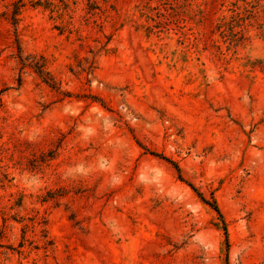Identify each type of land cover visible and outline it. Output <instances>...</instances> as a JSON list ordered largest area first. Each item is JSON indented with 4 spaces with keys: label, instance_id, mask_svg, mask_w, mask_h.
<instances>
[{
    "label": "rangeland",
    "instance_id": "1",
    "mask_svg": "<svg viewBox=\"0 0 264 264\" xmlns=\"http://www.w3.org/2000/svg\"><path fill=\"white\" fill-rule=\"evenodd\" d=\"M17 1L0 0V264H264V0H23L14 23ZM150 151L216 199L228 245Z\"/></svg>",
    "mask_w": 264,
    "mask_h": 264
},
{
    "label": "trees",
    "instance_id": "2",
    "mask_svg": "<svg viewBox=\"0 0 264 264\" xmlns=\"http://www.w3.org/2000/svg\"><path fill=\"white\" fill-rule=\"evenodd\" d=\"M34 5H41L44 7H51L53 4L52 2H50V0H46L45 2H43V0H32ZM24 2L23 0H18L15 3V8L13 11V15H14V20L13 22L16 23L17 22V18L16 16L20 13L21 8L23 7ZM18 51L21 53V47L18 44ZM20 62L22 67H31L33 69V71L46 83L48 84L50 87L52 88H58L56 81L53 79L52 75L50 74L49 70L46 67V59L43 56H40V58H37L36 55L30 54L26 57H24L23 55H20ZM2 93V90H0V95ZM66 95H69V92H65ZM94 99H98L99 101H102L101 98L94 96ZM150 154L157 156L161 159H164L165 161H167L168 163H170L171 165H173V167L177 170L179 177L181 180L185 181L190 187L191 189L198 195V197L201 199V201L207 205H209L218 215V217L220 218L221 222H222V229L225 235V243L226 245H228V231H227V227L225 224V220H224V216L217 204L216 199L211 196L210 199H207L203 193H201L195 186L194 184H192L191 182H187V180H184V178H182L181 176V168L179 166V164L175 161L172 160L171 158L158 153L156 151H150ZM2 232V231H1ZM1 237V236H0ZM0 247H2V244H0Z\"/></svg>",
    "mask_w": 264,
    "mask_h": 264
}]
</instances>
